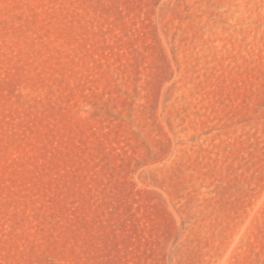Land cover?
Segmentation results:
<instances>
[{
  "label": "rangeland",
  "instance_id": "1",
  "mask_svg": "<svg viewBox=\"0 0 264 264\" xmlns=\"http://www.w3.org/2000/svg\"><path fill=\"white\" fill-rule=\"evenodd\" d=\"M0 264H264V0H0Z\"/></svg>",
  "mask_w": 264,
  "mask_h": 264
}]
</instances>
